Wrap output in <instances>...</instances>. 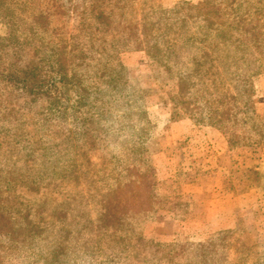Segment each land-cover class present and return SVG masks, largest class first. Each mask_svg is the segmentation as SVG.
Here are the masks:
<instances>
[{
	"label": "rangeland",
	"instance_id": "rangeland-1",
	"mask_svg": "<svg viewBox=\"0 0 264 264\" xmlns=\"http://www.w3.org/2000/svg\"><path fill=\"white\" fill-rule=\"evenodd\" d=\"M0 264H264V0H0Z\"/></svg>",
	"mask_w": 264,
	"mask_h": 264
},
{
	"label": "trees",
	"instance_id": "trees-1",
	"mask_svg": "<svg viewBox=\"0 0 264 264\" xmlns=\"http://www.w3.org/2000/svg\"><path fill=\"white\" fill-rule=\"evenodd\" d=\"M227 46H228V44L219 45V46L218 45H208V46L204 45L203 47L204 48L209 47L210 49H212V51H215V50L216 51H224L227 54H231L232 55L233 52L235 51V47H233V46H228L227 47ZM171 48L173 50V53H175L174 57H176V58H177V54L176 53H179L181 51L187 50L186 46H184L183 44H173L172 43ZM231 55L227 56L228 63H233V59L229 58V57H231ZM226 72H227V74L234 75L235 76L234 78L237 79L236 77L239 76L241 71L238 68H231V66L228 64ZM240 88H242V87H240ZM244 105H246V104H244Z\"/></svg>",
	"mask_w": 264,
	"mask_h": 264
}]
</instances>
